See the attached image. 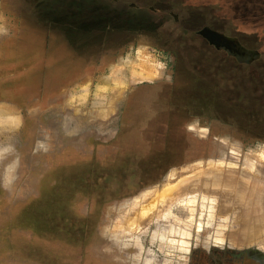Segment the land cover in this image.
I'll use <instances>...</instances> for the list:
<instances>
[{"label": "rangeland", "instance_id": "obj_1", "mask_svg": "<svg viewBox=\"0 0 264 264\" xmlns=\"http://www.w3.org/2000/svg\"><path fill=\"white\" fill-rule=\"evenodd\" d=\"M0 101V264H264V0H0Z\"/></svg>", "mask_w": 264, "mask_h": 264}, {"label": "bare ground", "instance_id": "obj_2", "mask_svg": "<svg viewBox=\"0 0 264 264\" xmlns=\"http://www.w3.org/2000/svg\"><path fill=\"white\" fill-rule=\"evenodd\" d=\"M138 62V61H137ZM144 66V65H143ZM130 67V66H129ZM132 68V67H131ZM115 72V71H114ZM147 73H150V72H147V71H145V75L146 76H144L143 78H145V77H148V76H151L150 74H147ZM141 74V73H140ZM140 74H137V76L136 75H134L133 74V76L132 77H139L140 76ZM129 75V74H128ZM143 75V74H142ZM135 77V78H136ZM139 78H141V77H139ZM137 79V78H136ZM113 82H114V80H112L110 83H112L113 84ZM108 83H109V80H107V81H105V84H104V86H101V87H99L98 89H99V91H100V93L98 94V95H95L96 96V100H98V99H100L101 97L103 98V102L100 100V102H95V105H96V107H98V109L100 110L101 108L103 109L104 107L102 106V104H101V102L102 103H104V98H108V96H109V93H110V91H113V90H109V89H111V87L109 88V85H108ZM122 83V82H121ZM114 84H115V82H114ZM108 85V86H107ZM107 86V87H106ZM111 86V85H110ZM119 88V87H118ZM122 89V88H121ZM120 90V89H119ZM114 91H117V90H114ZM118 92V91H117ZM120 92V91H119ZM114 93V92H113ZM114 95V94H113ZM116 95V94H115ZM13 98V97H12ZM15 98V97H14ZM114 98V96L112 97V99ZM13 100V99H12ZM110 100V99H109ZM1 102V101H0ZM13 102V101H12ZM4 109V108H3ZM6 110V109H5ZM8 110V109H7ZM11 111V110H10ZM16 124H17V118L16 117H14V115H12V114H10V113H7V111H4V110H2V109H0V125L1 126H3V127H7V128H14L15 126H16ZM11 131V130H10ZM230 177V176H229ZM207 179H208V177H206ZM212 178V177H211ZM210 178V179H211ZM231 179V178H230ZM255 181V180H254ZM230 182V181H229ZM212 183H215L214 181H212ZM210 184V183H209ZM211 185V184H210ZM210 185H208L207 184V186L209 187ZM238 185V184H237ZM199 186H201V185H199ZM232 186V185H231ZM240 186H242V185H240ZM244 186V185H243ZM255 186V185H254ZM204 187H205V184H204ZM206 188L205 187V189H209V188ZM214 187H215V185H214ZM233 187V186H232ZM213 188V187H212ZM211 188V189H212ZM217 188V187H216ZM215 188V189H216ZM239 188V187H238ZM257 188V187H256ZM255 188V189H256ZM199 189H200V187H199ZM201 189H203V187L201 188ZM211 189H209V190H211ZM219 189V188H218ZM239 189H242V188H239ZM238 189V190H239ZM231 190V189H230ZM252 190H253V187H252ZM203 191V190H202ZM211 191H214V190H211ZM216 191V190H215ZM214 191V192H215ZM227 191V190H226ZM237 191V190H236ZM235 191V192H236ZM241 191V190H240ZM243 191V190H242ZM241 191V192H242ZM205 192V191H204ZM244 192V191H243ZM248 192H250V191H248ZM257 192V196H258V191H256ZM167 194V193H166ZM212 194V193H211ZM227 194V193H226ZM231 194V193H230ZM249 194V193H248ZM252 195V194H251ZM233 196V195H232ZM248 196H250V195H248ZM160 197V196H159ZM161 197H163L162 195H161ZM226 197V196H225ZM236 198H238L237 196H236ZM161 199V198H160ZM227 199H229V198H227ZM229 201V200H228ZM242 201V200H241ZM257 201V200H256ZM235 202H238V201H236L235 200ZM154 203V202H153ZM247 203H248V200H247ZM227 204V203H226ZM238 204V203H237ZM242 204V203H241ZM153 204H151V205H149V206H151V208L153 207L152 206ZM250 205V204H249ZM252 205V204H251ZM236 206H238V205H236ZM240 206V205H239ZM244 206H245V204H244ZM243 209H244V207H243ZM240 210H241V208H240ZM257 210V209H256ZM255 210V212H256V214H252L251 215V212H250V215L252 216V217H254V215H257V212L258 211H256ZM244 211V210H243ZM260 212V211H259ZM242 214L244 213V212H241ZM240 214V213H239ZM237 216H239V215H237ZM244 216H245V214H244ZM247 216V215H246ZM258 216V215H257ZM261 216V215H260ZM242 217V216H241ZM237 219L239 218V217H236ZM247 218V217H246ZM249 218H250V216H249ZM257 218V217H256ZM240 219V218H239ZM258 219H261V217L260 218H258ZM262 219H263V217H262ZM242 220V219H241ZM248 220H252V222H253V218L251 219H248ZM247 219H245V221H248ZM257 219H254V221H256ZM242 221H244V220H242ZM244 221V222H245ZM262 221V220H261ZM251 221H250V223H248V226L247 225H245L243 222H241V223H243V225L244 226H247L248 228H251V223H252ZM256 223V222H255ZM257 223H258V221H257ZM247 224V223H246ZM259 224V223H258ZM263 224H264V221H263ZM242 225V224H241ZM241 225L239 224V226L241 227ZM244 226H242V227H244ZM235 228V227H234ZM247 228V229H248ZM244 229H245V227H244ZM253 229V228H252ZM262 229V228H261ZM243 230V229H242ZM255 230V229H254ZM250 231V230H249ZM243 232V231H242ZM242 232H240V234H241V236L242 235H245L244 234V232L242 233ZM248 232V231H247ZM246 232V233H247ZM251 232V231H250ZM249 232V233H250ZM260 232V231H259ZM252 234H253V232H251ZM250 233V234H251ZM255 235V234H254ZM248 236V235H247ZM246 235H245V237H247ZM256 236V235H255ZM261 236V235H260ZM243 238H244V236H243ZM253 238H254V236H253Z\"/></svg>", "mask_w": 264, "mask_h": 264}, {"label": "water", "instance_id": "obj_3", "mask_svg": "<svg viewBox=\"0 0 264 264\" xmlns=\"http://www.w3.org/2000/svg\"><path fill=\"white\" fill-rule=\"evenodd\" d=\"M202 34L204 37H206V39L212 43L213 45H215L217 48H220L218 45V42L222 39V37L220 35H218L215 32L209 31L207 29H204L202 31Z\"/></svg>", "mask_w": 264, "mask_h": 264}, {"label": "flooded vegetation", "instance_id": "obj_4", "mask_svg": "<svg viewBox=\"0 0 264 264\" xmlns=\"http://www.w3.org/2000/svg\"><path fill=\"white\" fill-rule=\"evenodd\" d=\"M71 137H62L61 139H70Z\"/></svg>", "mask_w": 264, "mask_h": 264}]
</instances>
